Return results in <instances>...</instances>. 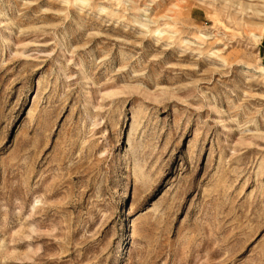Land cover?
Segmentation results:
<instances>
[{
	"label": "rangeland",
	"instance_id": "rangeland-1",
	"mask_svg": "<svg viewBox=\"0 0 264 264\" xmlns=\"http://www.w3.org/2000/svg\"><path fill=\"white\" fill-rule=\"evenodd\" d=\"M0 264H264V0H0Z\"/></svg>",
	"mask_w": 264,
	"mask_h": 264
}]
</instances>
